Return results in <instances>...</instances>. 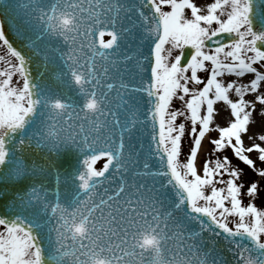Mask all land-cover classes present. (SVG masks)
Returning <instances> with one entry per match:
<instances>
[{
    "label": "snow or ice",
    "instance_id": "snow-or-ice-1",
    "mask_svg": "<svg viewBox=\"0 0 264 264\" xmlns=\"http://www.w3.org/2000/svg\"><path fill=\"white\" fill-rule=\"evenodd\" d=\"M33 4L39 8V0H30L28 7ZM206 8L201 14L194 0H53L50 12L40 9L35 24L70 45L72 76L86 93L84 114H76L72 125L64 120L72 115L63 101H47L53 125L46 135L35 133L38 142L51 143H76L78 136L81 151L92 153L84 157V198H78L76 207L68 213L59 202L45 205L60 214L56 241L72 264H228L216 238L223 239L235 264H264V208L253 200L243 203V184L237 183L242 170L231 166L229 156L217 155L230 148L264 177V166L258 167L248 154L258 152L264 165V146L253 142L245 147L242 138L249 132L257 102L264 105V0H212ZM32 23L29 19L17 29L22 43ZM137 28L146 52L141 47L119 56L121 37ZM106 34L109 39H104ZM0 41L19 61L0 71V183H6L27 180L34 171L15 157V136L25 137L19 141L21 148L32 141L25 135L26 126L39 101L33 98L26 57L9 42L2 23ZM130 59L134 63L128 66ZM206 62L210 71L205 80L198 71L208 67ZM13 70L23 77L22 87L12 86ZM246 74H252L247 82L232 78ZM189 82L203 86L189 87ZM112 90L119 101L115 109L109 107ZM233 90L235 99L230 97ZM174 98L183 102L184 111L173 108ZM218 102L230 109L224 126L215 122L222 111L215 107ZM178 117L190 121L187 152L186 125L177 122ZM65 126L79 131L62 138ZM212 131L218 132L208 138L212 158L206 153L198 168L203 139ZM258 139L264 141V134ZM100 157L107 161L97 170L94 163ZM110 164L119 178H108L107 184L115 187H104ZM257 193L258 181H251L246 194L254 198ZM40 199L35 187L18 192L9 205L13 215H0V264H42L40 238L24 215ZM229 217L238 221L230 222ZM68 232L70 247L65 244Z\"/></svg>",
    "mask_w": 264,
    "mask_h": 264
},
{
    "label": "water",
    "instance_id": "water-1",
    "mask_svg": "<svg viewBox=\"0 0 264 264\" xmlns=\"http://www.w3.org/2000/svg\"><path fill=\"white\" fill-rule=\"evenodd\" d=\"M131 2L132 0H129V3ZM136 2L138 3V0ZM29 3L30 0H0V23L3 24L5 36L13 44V47H16L25 55V67L28 69L33 86V98L39 101L30 124L26 126L25 135L32 136V141L30 143L26 141L21 148L19 141L25 137L19 133L15 136V157L23 160L34 171L29 173V179L27 180L18 178L11 182L0 183V215L11 217L13 214L9 205L16 194L35 187L41 199L38 203L26 209L24 215L28 222L33 224L34 231L37 237L40 238L42 264H72L70 258L62 254L61 245L56 241L57 230L62 223L59 220L60 214H53L50 207L45 208V205L59 202L68 213L76 207L74 203L77 202L78 198L81 200L84 198V190L80 187V174L84 170V157L92 153L81 151L78 136L76 137V143H73L70 139H62L51 143L47 141L38 142L35 133L40 132L46 135L49 126L53 125L51 117L54 113L51 112V105L47 101L55 99L63 101L68 106L65 111L72 115V119H69L66 115L64 120L67 125H72L77 122L76 114H79V116L84 114L82 108L86 102V93L81 91V85L72 76L70 66L73 62L68 59L70 45L61 36L48 32L42 25L35 24L37 16L40 15V9H43L44 12H50L53 0H39V8L34 4L28 7ZM145 13L147 14V9H145ZM29 19L33 23L26 31V39L22 43L17 35V29L23 27ZM124 26H129L127 21L124 22ZM254 27H256L255 24ZM119 44V49L116 52L121 57L141 47L145 52L147 50V44L142 41L141 30L138 28L124 34ZM126 63L131 66L134 61L130 59ZM124 66L125 64L122 62L120 67L123 68ZM128 79V73L125 72V81L127 82ZM121 91L123 92V89ZM115 96L116 92L112 90L110 96L112 103L109 107L113 109L119 102L115 99ZM124 98L127 100L128 96L125 95ZM120 116L123 119L122 110ZM107 119L111 120L112 117L109 115ZM55 131L59 132V128H55ZM78 131V127L68 128L65 126V131L60 135L62 138H67L69 132ZM133 143L137 146L139 144L138 141H133ZM144 143H147L146 139ZM101 158L106 157H100L99 159ZM11 162L12 160L9 157V163ZM104 178V187H115V184L108 185L106 182L108 178H119L114 164L109 165V168L104 172ZM104 187L98 188V191L103 193ZM96 215H99V213H96ZM205 236L207 237V233H205ZM67 237L65 244L70 247L72 244L70 232L67 233ZM216 239L218 240L217 249L222 250L228 264H235L233 253L224 245L223 239ZM80 243V240L76 241L77 245ZM83 243H87V240H84ZM207 247L208 244L206 243L205 248ZM137 251H139V248H137ZM148 258L149 254L145 251L144 259L147 260Z\"/></svg>",
    "mask_w": 264,
    "mask_h": 264
},
{
    "label": "rangeland",
    "instance_id": "rangeland-1",
    "mask_svg": "<svg viewBox=\"0 0 264 264\" xmlns=\"http://www.w3.org/2000/svg\"><path fill=\"white\" fill-rule=\"evenodd\" d=\"M207 1V0H206ZM212 2V0H210ZM186 12L189 13L190 15V11L186 10ZM201 14H203V12H201ZM215 26V24L213 25V27ZM167 47V45H166ZM178 50L173 52V57L177 54ZM0 57H3V59H0V71L6 70L8 69V65L9 63L11 64H17V60L16 58L10 54L8 52V50L6 49V47H4V45L2 44V42L0 41ZM172 57H170L171 59ZM208 64V67L204 70H200L198 71V75L201 76L202 78H204L206 80V77L208 75V72L210 71V62H206ZM255 66V65H254ZM188 74L190 75V70L188 72ZM4 77L0 76V79H3ZM235 79L240 80L241 82H247L248 80H250L252 78V74H246L243 78H239V77H232ZM12 86L15 87H22L23 86V77H21L19 75V73L15 72L13 70V77H12ZM264 83V82H263ZM202 83L201 84H193L192 82H189V87H202ZM252 95H246V99H250ZM230 97L235 99L237 98L235 95L234 90L230 92ZM187 99V96H185V100ZM217 108H220L221 114L219 116L216 117L215 122L219 123L221 126H224L226 123V120L229 118V111L230 109L227 108V106L223 103V102H218L216 105ZM173 108H180L181 111H184V107H183V102L180 101L178 98H174L173 100ZM253 115H259L261 116L260 113H252ZM183 120L185 125H186V134L183 137V151L187 152L188 151V135H187V131L190 129V121L186 120L184 117H178V121ZM198 127V126H197ZM249 128V132L248 134H242V136L244 137V145H251L253 142L257 143L258 142V135H260L258 133V131H256L253 128V124H252V117H251V124L248 126ZM249 134H254L253 139H249ZM216 137L218 136V132L216 131H212L209 133V137ZM205 151L203 154L198 156L197 159V166L199 168L200 162L203 161V159L205 158V154L207 153L209 155L210 158H212V154L210 152V149L212 148V145L209 143V139L207 141H205V145H204ZM250 155V157L256 162L257 166H264L261 165V162L258 159V156H255V151H253L252 153H248ZM217 155L223 156V155H227L229 156L232 164L231 166L233 167H238L239 169L242 170V175L239 177V179L237 180V183H242L243 187L241 190V197L243 200V203L246 205L250 200H253V202L261 207L264 208V177L258 176L257 173L250 168L248 165H246L244 162L238 160L232 153L230 148H226L223 151H221L220 153H217ZM181 160H184V156L181 155L180 157ZM102 167V163L98 162L95 166V168L97 170H99ZM224 179H227V176L225 175ZM251 181H258V193L257 195L253 198L250 197L249 195L246 194V189L249 186ZM224 185H220L218 184L217 187H223ZM206 191H210L209 189H206ZM203 203V202H201ZM249 220L251 219L250 217L248 218ZM229 221L230 222H234V221H238V217H229ZM230 226H232V224L230 223ZM0 231H3V228H0Z\"/></svg>",
    "mask_w": 264,
    "mask_h": 264
},
{
    "label": "bare ground",
    "instance_id": "bare-ground-1",
    "mask_svg": "<svg viewBox=\"0 0 264 264\" xmlns=\"http://www.w3.org/2000/svg\"><path fill=\"white\" fill-rule=\"evenodd\" d=\"M207 2H211V1L210 0H207V1L206 0H194V3H196L198 6L201 7V12H203V13H205L207 10V8H206ZM261 89L264 90V83L263 82L261 84ZM245 98H247V97H245ZM252 98H253V95L250 97L249 100H251ZM215 107H216V105H215ZM261 108H264V105H261L257 102L256 110H254L253 112L254 113H260L261 116L253 115L252 116V124H253V128L256 131H258L259 134H264V113H261V111H260ZM208 136H209V133L206 134V137L203 139L202 148L199 150L198 156L204 153V151H205L204 145H205V141L208 140ZM242 138H243V141H245L243 136H242ZM257 143H260L262 146H264V141L258 140ZM248 146L245 145V147H248ZM255 156L256 157L258 156V152H256V151H255Z\"/></svg>",
    "mask_w": 264,
    "mask_h": 264
},
{
    "label": "clouds",
    "instance_id": "clouds-1",
    "mask_svg": "<svg viewBox=\"0 0 264 264\" xmlns=\"http://www.w3.org/2000/svg\"><path fill=\"white\" fill-rule=\"evenodd\" d=\"M99 259H101V260H105L106 258L105 257H98Z\"/></svg>",
    "mask_w": 264,
    "mask_h": 264
}]
</instances>
